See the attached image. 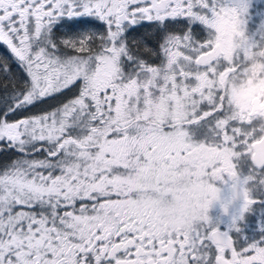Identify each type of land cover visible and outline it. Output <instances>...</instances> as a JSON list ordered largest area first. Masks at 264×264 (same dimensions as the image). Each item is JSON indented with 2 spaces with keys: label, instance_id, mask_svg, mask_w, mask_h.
Masks as SVG:
<instances>
[{
  "label": "snow or ice",
  "instance_id": "obj_1",
  "mask_svg": "<svg viewBox=\"0 0 264 264\" xmlns=\"http://www.w3.org/2000/svg\"><path fill=\"white\" fill-rule=\"evenodd\" d=\"M0 264H264V0H0Z\"/></svg>",
  "mask_w": 264,
  "mask_h": 264
},
{
  "label": "trees",
  "instance_id": "obj_2",
  "mask_svg": "<svg viewBox=\"0 0 264 264\" xmlns=\"http://www.w3.org/2000/svg\"><path fill=\"white\" fill-rule=\"evenodd\" d=\"M0 54H2V51H0Z\"/></svg>",
  "mask_w": 264,
  "mask_h": 264
}]
</instances>
